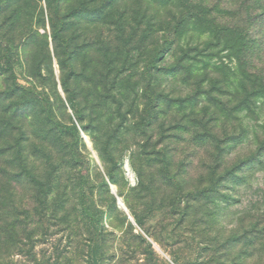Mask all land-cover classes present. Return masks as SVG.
<instances>
[{
    "label": "rangeland",
    "instance_id": "rangeland-1",
    "mask_svg": "<svg viewBox=\"0 0 264 264\" xmlns=\"http://www.w3.org/2000/svg\"><path fill=\"white\" fill-rule=\"evenodd\" d=\"M240 2L0 0V264H264V112L179 27Z\"/></svg>",
    "mask_w": 264,
    "mask_h": 264
},
{
    "label": "trees",
    "instance_id": "trees-1",
    "mask_svg": "<svg viewBox=\"0 0 264 264\" xmlns=\"http://www.w3.org/2000/svg\"><path fill=\"white\" fill-rule=\"evenodd\" d=\"M179 1L183 7H190L189 0ZM240 3L241 12L248 15L246 21L242 19L243 14H241L238 21L234 22L235 20H233V22H227L225 26L220 27L214 22L208 21L210 19H202L203 16L189 11L186 14V20H183L179 27L182 29L186 25L190 31L208 33L213 39L215 38L216 44H214L215 42L208 43L204 55L202 52V56L198 54L196 58H193L197 64L193 66L191 72L207 71L206 78H208L212 71V73L223 77L222 81L215 82L214 89L216 90V87L218 89L219 84L223 83L227 91L222 93H227V95L238 99L232 108H229V104L225 103L226 110L223 111H226L225 113L234 111L237 114H246L248 117L249 115H258L259 117L264 112V70L259 67L260 60L264 55V47L261 48L264 46V40L261 41L264 36L256 30L252 31V28L256 23L264 24V0H241ZM219 47H223V53L226 52L227 56L216 58L217 62L213 63L215 57L211 54L212 50ZM200 56L204 60H200ZM229 92L233 94H228ZM261 142L262 145L255 156L259 162L264 157V141Z\"/></svg>",
    "mask_w": 264,
    "mask_h": 264
},
{
    "label": "bare ground",
    "instance_id": "bare-ground-1",
    "mask_svg": "<svg viewBox=\"0 0 264 264\" xmlns=\"http://www.w3.org/2000/svg\"><path fill=\"white\" fill-rule=\"evenodd\" d=\"M121 203V202H120ZM121 206V205H120ZM123 207V206H122Z\"/></svg>",
    "mask_w": 264,
    "mask_h": 264
}]
</instances>
